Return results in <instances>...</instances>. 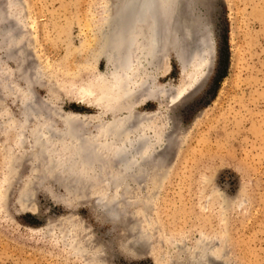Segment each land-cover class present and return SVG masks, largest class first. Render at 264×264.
<instances>
[{
	"label": "rangeland",
	"instance_id": "obj_1",
	"mask_svg": "<svg viewBox=\"0 0 264 264\" xmlns=\"http://www.w3.org/2000/svg\"><path fill=\"white\" fill-rule=\"evenodd\" d=\"M115 1L0 0V264H264V0H178L198 27L184 65L172 45L150 63L139 44L131 68L109 46ZM127 105L160 141L119 187L77 170L64 137H37L43 114L98 136Z\"/></svg>",
	"mask_w": 264,
	"mask_h": 264
},
{
	"label": "bare ground",
	"instance_id": "obj_2",
	"mask_svg": "<svg viewBox=\"0 0 264 264\" xmlns=\"http://www.w3.org/2000/svg\"><path fill=\"white\" fill-rule=\"evenodd\" d=\"M178 3H180L178 0H116L113 2L110 10L114 11V13L111 14L110 17L112 16V19L115 22L112 23L113 28L111 27L112 30L109 31L110 33H113L111 44L109 46L111 47V50L115 51L117 58L121 60L120 66L122 68H131L134 62H136V58L138 59L141 57H136L134 52L137 48L133 49L139 44V47L141 48L140 52L144 54V57L148 60L147 62L150 63L157 58L159 59L161 54L164 55L163 51L172 45L176 52V56L179 59L178 61L182 66L184 65L181 57V46L183 43L182 35L184 36V41L187 39L192 45L196 35H193V39L188 36L186 31L193 29L198 31V27L192 23V21L195 20V17L188 13V6H185L187 4L182 3L183 5L179 10L177 8V5H179ZM177 9L179 10L178 12L175 11ZM191 16L193 18H191ZM180 25H182V27ZM143 26L146 28L144 33L142 31ZM197 35L199 36V34ZM208 46L209 45H204L201 48L200 53L195 55L192 59H196V61L205 60ZM132 50L134 52H132ZM129 77L130 76H128V78ZM146 81L144 79L142 82L136 83L138 81L134 80V86L136 85L135 90H143ZM129 85L130 83L128 79L126 81L125 79H122L121 84L118 87L119 90L117 89L121 92V97L130 96L129 99L132 98L134 95L132 93L133 89L130 88ZM158 90L162 91L163 89H159V86L154 82L147 88L148 93H145L146 97H148V99L157 100L158 98L156 99V97L159 96ZM86 93L90 95L91 91L87 90ZM116 95L117 94H115V96ZM29 98L30 97H26V99H24L25 101H22L24 114L28 113L26 110L28 104H30ZM30 111L34 112L35 110ZM124 112V115L120 118L114 117L110 122H101L99 124L98 136H95V134L91 135V133L88 134L87 130L79 129L75 125H72L73 119L69 115H63L64 128L59 130L54 122L45 120V115L43 114V116L38 119L39 129L36 134L38 138H43V135L48 138L64 137L72 146V159L79 168H77V170L85 171L91 176H102L104 173L107 177L106 180H108L107 185H115V187H119L125 177L141 175L140 171L143 170L147 159L151 158V155L155 153L154 151L156 149L154 150L153 148L157 147L158 141H160L158 140L159 137H154V140H150V138L148 139L143 134V126L145 124L143 119L146 117H141V119H139L138 116H140V114L132 112V109L128 105L124 106ZM137 118L139 119L138 122L136 121ZM148 118L149 117H147V120ZM41 143L45 146L44 139ZM86 145L88 147L87 151L90 150V154L88 153L90 157L88 159V155H86ZM44 146H42V148ZM44 149L45 147L43 150ZM151 149L154 151H151ZM154 157H156L155 154ZM87 160L88 162H86ZM109 168H111V170H109ZM115 177H117V180ZM112 181L117 182L115 184ZM119 190V188L116 189V191Z\"/></svg>",
	"mask_w": 264,
	"mask_h": 264
},
{
	"label": "trees",
	"instance_id": "obj_3",
	"mask_svg": "<svg viewBox=\"0 0 264 264\" xmlns=\"http://www.w3.org/2000/svg\"><path fill=\"white\" fill-rule=\"evenodd\" d=\"M217 66L214 76V82L217 84L221 78L227 75L229 67V43L228 35L223 33L218 40Z\"/></svg>",
	"mask_w": 264,
	"mask_h": 264
}]
</instances>
